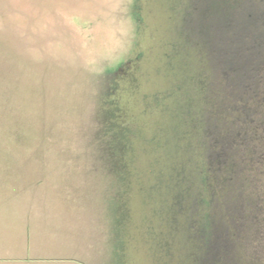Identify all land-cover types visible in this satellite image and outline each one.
Wrapping results in <instances>:
<instances>
[{
	"label": "rangeland",
	"instance_id": "1",
	"mask_svg": "<svg viewBox=\"0 0 264 264\" xmlns=\"http://www.w3.org/2000/svg\"><path fill=\"white\" fill-rule=\"evenodd\" d=\"M214 1L0 0V186L24 194H8L22 214L2 264H264V243L248 256L246 194L225 199L238 243L214 211L193 224L179 205L204 178L192 132L232 66L213 13L230 0ZM233 69L243 83L246 65ZM215 121L220 146L202 147L216 166L219 147L250 140Z\"/></svg>",
	"mask_w": 264,
	"mask_h": 264
},
{
	"label": "trees",
	"instance_id": "2",
	"mask_svg": "<svg viewBox=\"0 0 264 264\" xmlns=\"http://www.w3.org/2000/svg\"><path fill=\"white\" fill-rule=\"evenodd\" d=\"M197 1L203 6L204 0ZM219 3L223 4L221 0H215L212 5L216 6ZM228 5L227 9L220 6V11L218 9L213 12L217 14L215 16L223 17L221 23L214 22V32L216 35L217 27L221 29L218 35H221L225 40L219 44L229 47L228 51L232 53L230 63L232 66L227 69L225 77L221 74H219V78L216 77L214 82L216 90L213 99L215 102L206 110L209 115L207 124L198 128L197 134L192 132V135H197V141L201 145L197 147L194 170L202 174L204 178L195 184L193 195L186 197L183 194L179 197V205L185 219L196 217L194 221L191 220L193 224L201 222L199 219L201 220L200 217L204 214V209H209L210 213L214 211L215 217L220 216L228 221L230 234L238 243L242 240L241 233L239 228L230 223L232 212L225 206V199L237 203L246 194V198H242L244 201L240 202L243 201L241 205H243L244 219L249 228L248 236L251 246L248 256L253 257L257 246L264 243V0H230ZM183 6H185V16L189 21L194 20L192 24L199 23L198 26L203 31L207 29L203 27L204 23L201 20L200 23L201 17H194L191 14L190 4L186 5L185 3ZM198 15H201L200 10ZM180 18L183 20V15L182 17L180 15ZM239 52L246 56V59L240 62L237 57ZM204 59L206 62L205 57ZM239 64H245L249 70L241 84L237 83L233 77V68ZM228 74L231 75L228 76ZM222 83L226 86V95L223 93ZM225 113L226 116H224ZM211 114H213L212 118ZM212 119L214 124L216 119L222 124L225 134L230 132L231 125H238L239 131L247 135L251 142L247 147H242L238 143L239 145L237 144L231 153H228L227 148L219 147L218 158H213L217 163L216 166L210 156L205 155L209 147L220 146L218 145L219 141L208 142L210 140L207 139L206 128ZM207 142L209 147L206 149L202 146ZM238 149L239 156L236 157L234 152ZM240 159L243 164H239L238 160ZM181 198L187 201V205L192 200V207L195 206L194 203L198 207L196 212L193 208H189L191 205L182 206ZM187 215L188 218H186ZM253 232L254 238L251 236Z\"/></svg>",
	"mask_w": 264,
	"mask_h": 264
},
{
	"label": "crops",
	"instance_id": "3",
	"mask_svg": "<svg viewBox=\"0 0 264 264\" xmlns=\"http://www.w3.org/2000/svg\"><path fill=\"white\" fill-rule=\"evenodd\" d=\"M8 194L10 193H8V191L6 192V186L1 185L0 186V248H9V243L7 242H9L10 240L14 241L15 239V237H13L14 231L12 229V226L9 227L7 217L9 216V214H12V215H14V213H17V215L19 213L22 214V211H20L19 209L15 210L14 207H10L11 205L12 206L16 205L17 202L16 200H12V199L9 200ZM23 196L24 194H22L20 190L15 193L10 194V197L12 198L14 197V199H16L17 197H20L22 199ZM1 260H2V257H0V264H2L1 262H4ZM19 263L20 262H13V264H19Z\"/></svg>",
	"mask_w": 264,
	"mask_h": 264
}]
</instances>
